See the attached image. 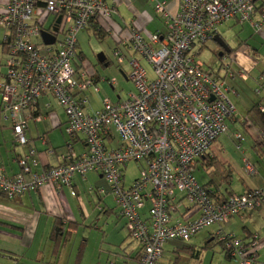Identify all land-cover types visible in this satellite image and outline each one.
Here are the masks:
<instances>
[{"label":"built area","instance_id":"built-area-1","mask_svg":"<svg viewBox=\"0 0 264 264\" xmlns=\"http://www.w3.org/2000/svg\"><path fill=\"white\" fill-rule=\"evenodd\" d=\"M263 3L182 0L179 10L171 13L163 1H155L154 9L166 27L165 34H160L143 31L136 23H119L115 0H0L2 42L6 44L0 119L10 123L14 143L28 142V120H41L36 104L46 92L65 114V134L82 135L85 142L84 151L69 150L58 165L41 172L33 170L37 165L33 150L18 158L16 174L6 175L0 167V192L14 199L44 184L58 192L76 174L99 173L108 185L99 191L112 196L129 237L140 246L131 264H157L167 241H188L207 227L226 224L233 216L259 207L264 202V182L243 193L215 197L212 188L197 181L193 167L227 130L226 120L234 116L227 78H247L244 68L234 69L231 61L215 70L205 69L196 60L198 49L213 39L218 25L231 19L262 31ZM258 6L261 12L256 19ZM91 24L111 38L112 54L119 64L125 61L121 51L125 48L147 60L153 76L148 78L140 59L131 56L128 79L134 90L116 101L104 97L100 108L87 110L90 90L98 92L99 88L94 67L77 53V36ZM42 32L53 36V43L46 44ZM100 81L115 84V79ZM254 92L264 96V72ZM114 132L118 145L109 147L103 137H113ZM234 136L243 139L240 133ZM40 139L45 142V136ZM242 161L246 175L257 173L248 158ZM129 162L139 163L140 168L139 176L127 187L123 170ZM182 201L186 211L179 213ZM215 236L238 264H264L259 259L262 241L257 233L243 239L219 226Z\"/></svg>","mask_w":264,"mask_h":264},{"label":"crops","instance_id":"crops-1","mask_svg":"<svg viewBox=\"0 0 264 264\" xmlns=\"http://www.w3.org/2000/svg\"><path fill=\"white\" fill-rule=\"evenodd\" d=\"M155 1H163L171 13H176L182 0H115L118 12L115 19L126 25L136 23L143 31L150 33L164 32L165 26L163 29L159 27L161 23L164 25V22L154 9ZM256 12L255 18L258 19L261 12L260 6ZM227 22L229 25L239 27L241 31L239 43L234 48L228 47L230 52L225 56L224 62L231 61L232 67L236 70L244 68L247 78L243 80L236 75L227 80L228 94L235 106V116L228 120L229 129L230 127L234 131L241 129L240 132L243 134L244 140L240 150L236 149V152H230L227 149L226 156H221L231 174L230 179L226 182L228 188L220 190L215 185H210L212 181H209L208 187L214 190L215 197L224 198L231 193H243L259 187L264 182V133L254 119L255 112H249L259 98L255 95L254 100H248L242 104V101L246 99V94L253 92L252 88L256 87L259 75L264 72V58L261 55L264 45L257 47V40L264 39V28L260 32H255L249 23H239L235 19ZM150 24L153 25L152 29H148ZM243 34H245L244 37H242ZM215 35L220 38L217 31ZM199 50L200 48L198 52ZM1 51L5 56L1 63L5 65L6 52L2 49V43ZM4 70L5 68L0 67V73ZM95 71L97 76L101 77L99 71ZM126 77L128 79V74ZM100 82L105 81L98 82V92L93 90L89 92V106L92 108L91 99L96 98L99 104L98 108H100L101 99L104 98L101 97L103 89L99 87ZM111 88L114 87L111 86ZM107 98L111 101L123 99L119 95L116 96V99ZM36 108L42 118L40 121L28 120L25 130L28 142L23 146H16L17 144L14 143L10 123L0 120V167L6 175H13L20 171L18 158L29 154L30 150L34 151L32 157L37 163L33 170L41 172L58 165L62 161V155L67 151L72 150L75 154H79L85 149L82 135L72 138L65 134L66 117L50 92L40 96ZM1 121L7 122V124L4 125ZM42 135L45 136V142L40 139ZM112 135L113 137L109 135L103 137L109 147L118 145L115 132ZM222 137L227 139L229 136H221L212 145L208 155L212 156L213 151H216L219 145L224 146L226 140H223ZM243 156L256 167L255 175L248 176L243 172ZM199 167L201 166H198L197 169ZM101 180L105 182V187L101 185ZM201 182L204 185V181ZM91 188L107 190L108 185L99 173L90 171L85 176L74 175L71 184L62 186L58 192L52 185L44 184L37 191L23 194L13 200L6 199L0 193V264H63L62 260L65 254L64 264H131L139 254V244L129 237L127 229H125L126 233H122L121 229L125 226V222L119 224L120 221L111 220L112 213H115L117 218H122L118 216V208L111 195L99 196L95 193L94 201L84 199L85 193ZM72 191L75 193L74 195ZM108 197L111 199L109 200ZM182 204L179 213L186 211L187 204L184 201ZM145 210H143L144 214ZM123 220L125 221L124 218ZM55 225L59 228L57 231L54 230ZM212 226L214 227L205 233L206 236L203 239H195L194 244L183 246L184 249L196 256L194 264H238L236 259L228 258L219 248H217L219 252L217 262L213 257L209 258L208 251L198 250L199 248L213 247L210 242L212 240L214 242L213 237H215L219 226L224 232L234 233L243 239L257 233L262 241L259 259L264 261V202L257 208L233 216L226 224ZM92 231L99 236L89 237ZM78 232H82L84 237L76 242ZM55 234L56 238H53ZM214 249L216 247L212 248V250ZM174 250L178 251V248ZM221 258L222 260H220ZM160 263L161 260L158 264Z\"/></svg>","mask_w":264,"mask_h":264},{"label":"rangeland","instance_id":"rangeland-1","mask_svg":"<svg viewBox=\"0 0 264 264\" xmlns=\"http://www.w3.org/2000/svg\"><path fill=\"white\" fill-rule=\"evenodd\" d=\"M260 2H262V1H260ZM159 16L162 17V15H159ZM162 19L164 22L163 17H162ZM51 20H52V18L49 19V21L47 22V25L50 23ZM152 27H153V25L150 24L148 26V29H152ZM159 27H161V29H163L164 25L161 23V25ZM216 31L220 35V38L224 41V43L228 47L234 48L235 46H237V44L240 41L239 40V33L241 31L240 28L229 25L228 22H224L221 25H218ZM165 32H166V27H165L164 32H158V33L165 34ZM253 34L256 35V33H254V32H253ZM3 36H4V28L0 27V67L4 68V63H1V61H3L4 57H5V56H3V53L1 51V43L3 40ZM244 36H245V34H243L242 37H244ZM77 37H78V43H79V48L77 50L78 55H81L83 60H85L92 67H94L95 70L99 71L101 77L108 78V80L115 79V84L111 85L114 88H111V86L108 82H100L99 83V87L101 89H103L101 97H110L111 99H116V96L119 95V96H121V98H126L127 94L130 91L134 90L132 82L129 79H127V77H126V74H128V72H129V66H128V62H127L128 60L127 59L130 58L131 56H135L138 59H140L141 64L143 65V67L147 71L148 78H152L153 68H152L151 64L147 60L140 58V56H138L137 54H132V52H127V50L125 48H121V51L123 54H126L127 59H125V61L122 65H118L116 63V60H115L113 54H112L115 44L113 43V41L111 40V38L109 36H107V35H103V37L101 35L97 36L92 31L91 28H87V29L81 30L78 33ZM250 39H252V36H250ZM263 40H261V41L259 39L257 40V45H258L257 47H259L260 45H264ZM197 48L198 47H195L194 49H197ZM262 49L263 50L261 52V55H262V58H264V47ZM221 51H222L221 48L219 47V45L214 40H208L205 42L204 45H202V48L199 50V54L196 56V60L198 62H200L201 65L205 69L215 70L219 66V64L224 62V58L227 55L226 52L222 53V55H219L221 53ZM100 53L106 58L105 63L99 62L98 54H100ZM229 79L230 78H227V80H229ZM252 79L254 81V77ZM252 90L254 92V88H252ZM253 92L246 94V99L242 101V104H245L248 100H254L255 99L256 94H255V92L254 93ZM233 98L235 101V97H233ZM91 100L93 102V108L97 109L99 107L97 99L95 98V99H91ZM236 100H238V99H236ZM235 103H237V102L235 101ZM90 104H91V102H90ZM93 108H92V106H86L87 110L93 109ZM1 122L4 125L7 124V122H4V121H1ZM230 129H231V132L224 133L221 136L226 135V136L230 137L232 131H234L231 127H230ZM238 131H241V129H239ZM116 137H117V135H116ZM229 137L227 139L222 137L223 140H226L224 143V146H223L224 148L221 145H219L216 148V150L219 149L218 152H220V155L218 157L221 160H223L222 157L226 156L227 149L230 152H233V151L236 152L237 151L236 146H235L236 145L235 140L232 139L231 137L230 138ZM116 139H118V138H116ZM16 146H18V145H16ZM195 175L199 179L200 182L204 181L203 182L204 184H207L209 181H212L210 185H215L220 190H225L226 188H228L226 181L222 177L221 170H219V167H217L216 165L211 166V167L207 166L205 168L199 167L198 169H196ZM138 176H139L138 165L134 162H129L124 169V180H125L126 186L128 187ZM101 181H102L101 185H104L103 187H105V182L103 180H101ZM94 194H95L94 192L88 191L85 193L84 199H89L92 202V201H94L93 200ZM108 198H109V200L111 199V197H108ZM111 220L120 221L119 224H124L123 222H125L123 220V218H120V219L117 218L115 213L111 214ZM213 227L214 226H211V227L201 231L200 233H198L197 235L192 237L188 242L176 240V239L167 241L164 244L163 253H162L161 258L159 259V261L161 260L160 264H190V262H192V264H194V258H196V256L192 255L189 250L184 249L183 246H187L191 243L194 244L195 239H198V238L203 239L204 236H206L205 233L208 230L212 229ZM125 229H126L125 226L121 229L122 233L127 232ZM117 230L119 233V225H118ZM76 235H77L76 242H78L82 237H84V234L82 232H78ZM93 235L99 236L96 232L92 231L91 235H89V237H92ZM238 237H240V236H238ZM196 245H197V243H196ZM211 246L216 247V249L212 250L213 247L209 248V249H201V248H199V249L197 248V249L200 251L201 250L202 251H205V250L208 251L209 258L213 257L214 261L217 262V260H219V252H218L217 248H219L220 250H221V248L217 243H214V242L211 243ZM177 248H178V251H175L174 249H177ZM221 252H223V251L221 250ZM213 254H214V256H213ZM65 259H66V254L64 255V258L62 260L63 264L65 263ZM220 260H222V258ZM159 261H158V263H159Z\"/></svg>","mask_w":264,"mask_h":264},{"label":"trees","instance_id":"trees-1","mask_svg":"<svg viewBox=\"0 0 264 264\" xmlns=\"http://www.w3.org/2000/svg\"><path fill=\"white\" fill-rule=\"evenodd\" d=\"M264 1V0H263ZM262 5H264V3L262 4ZM258 8H256V10H257ZM87 28H92V31L97 35V36H99V35H101L102 37H103V35H106V33L102 30V28H98L97 26H96V24H94V25H89ZM86 28V29H87ZM5 42H2V49L6 52V47H5ZM204 45V44H203ZM202 48V46L200 47V49ZM115 58V57H114ZM125 59H127L126 58V54H125ZM116 60V59H115ZM127 60H129V58L127 59ZM104 63L106 62V58H105V60L103 61ZM102 62V63H103ZM128 62V61H127ZM116 63L118 64V65H122V64H119L118 62H117V60H116ZM129 66V65H128ZM5 68V67H4ZM5 71V70H4ZM129 71H130V68H129ZM3 73V72H2ZM129 73V72H128ZM1 74V73H0ZM94 77H95V79H96V81H97V85H98V82L100 81V79L101 78H104V79H106V80H108V78H105V77H98L97 76V73H96V71H95V74H94ZM99 78V79H98ZM105 82H107V81H105ZM258 101H257V103H255L252 107H251V109L249 110V112H251V111H253V112H255V116H254V119H255V121H256V123H257V125L260 127V129L263 131V133H264V110H262V108H260L261 106H263L264 107V104H261V100L262 101H264V96L262 97V95L261 96H259L258 95ZM248 112V113H249ZM235 116V115H234ZM233 116V117H234ZM232 117V118H233ZM232 118H229V119H227L226 120V126H227V130L224 132V133H229L230 132V129H229V123H228V120H230V119H232ZM224 133H222V134H224ZM235 133H240L241 135H242V137H243V139H237L234 135H235ZM221 134V135H222ZM220 135V136H221ZM220 136L218 137V138H220ZM230 137L232 138V139H234L235 140V146H236V149H238L237 148V145H240V148L238 149V150H240L241 149V145H242V141L244 140V136H243V134L240 132V131H238V130H235V131H233L232 133H231V135H230ZM218 138H217V140H218ZM216 140V141H217ZM215 141V142H216ZM214 144V143H213ZM212 144V145H213ZM212 145H211V147H212ZM211 149V148H210ZM210 149H209V151H208V153L210 152ZM218 150L219 149H217L216 151H213V155L212 156H210V155H208V153H206V154H203L202 156H200L199 158H197L196 160H195V164H194V167H193V173H194V176L196 177V175H195V173H196V169H197V167L198 166H201L202 168H205L206 166H214V165H216L217 167H219V170H221V174H222V177H223V179L227 182L229 179H230V177H231V174H230V171L228 170V168H227V165H226V163H225V161L224 160H221L218 156L220 155V152H218ZM219 153V154H218ZM244 157V156H243ZM242 157V158H243ZM249 160V159H248ZM134 163H136V162H134ZM199 163H200V165H199ZM253 164V163H252ZM137 165H138V167L140 168V164L139 163H137ZM253 166H254V164H253ZM255 167V166H254ZM255 169H256V167H255ZM257 170V169H256ZM87 174V173H86ZM85 174V175H86ZM84 175V176H85ZM253 176V175H252ZM196 179H197V181L199 182V179L196 177ZM123 183H124V185L126 186V184H125V180H124V170H123ZM200 183V182H199ZM208 184H210L209 182L207 183V184H201L200 183V185L201 186H203V187H205V188H209L208 187ZM260 187V186H259ZM101 188H91L90 189V191H92V192H94V193H96V194H98L99 196H104V194L103 193H101L99 190H100ZM103 189V188H102ZM35 191H37V190H35ZM99 191V192H98ZM30 192H34V191H30ZM2 195H3V193L2 192H0ZM27 193H29V192H27ZM26 194V193H25ZM4 196V195H3ZM5 197V196H4ZM6 198V197H5ZM7 199V198H6ZM15 199V198H14ZM8 200H13V199H8ZM56 229V231L59 229L58 227H57V225H55L54 226V230ZM129 235V234H128ZM53 238H56V234L53 236ZM214 238V243H217L219 246H220V248H221V250L223 251V253L225 254V256H227L228 258H230L229 256H228V254H227V252L224 250V247H223V243L221 242V241H219L218 240V238L215 236V237H213ZM211 243H213V240L211 241ZM138 258V256L135 258V259H137Z\"/></svg>","mask_w":264,"mask_h":264},{"label":"water","instance_id":"water-1","mask_svg":"<svg viewBox=\"0 0 264 264\" xmlns=\"http://www.w3.org/2000/svg\"><path fill=\"white\" fill-rule=\"evenodd\" d=\"M59 19L60 18H57V22H59ZM54 30H56V27L54 28ZM42 37H43V40L46 44H50V43H53L54 41V37L51 36L50 34L46 33V32H42ZM213 40L219 45V47L221 48V53L219 55H222V53L226 52V53H229L230 52V49L228 48V46L224 43V41L222 39H220L218 36H214L213 37ZM98 60L100 62H102L104 60V56L100 53L98 54Z\"/></svg>","mask_w":264,"mask_h":264}]
</instances>
